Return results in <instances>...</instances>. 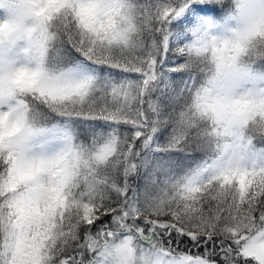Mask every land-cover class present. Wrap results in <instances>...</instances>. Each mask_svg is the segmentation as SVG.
I'll list each match as a JSON object with an SVG mask.
<instances>
[{"label":"snow or ice","instance_id":"snow-or-ice-1","mask_svg":"<svg viewBox=\"0 0 264 264\" xmlns=\"http://www.w3.org/2000/svg\"><path fill=\"white\" fill-rule=\"evenodd\" d=\"M0 264H264V0H0Z\"/></svg>","mask_w":264,"mask_h":264}]
</instances>
